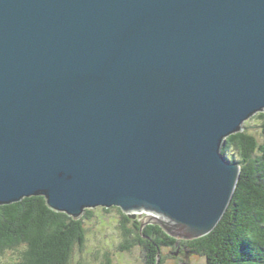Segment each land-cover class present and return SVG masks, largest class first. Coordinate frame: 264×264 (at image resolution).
Here are the masks:
<instances>
[{"label":"water","instance_id":"95a60500","mask_svg":"<svg viewBox=\"0 0 264 264\" xmlns=\"http://www.w3.org/2000/svg\"><path fill=\"white\" fill-rule=\"evenodd\" d=\"M260 113L264 0H0V206L203 238L240 177L225 141Z\"/></svg>","mask_w":264,"mask_h":264},{"label":"trees","instance_id":"16d2710c","mask_svg":"<svg viewBox=\"0 0 264 264\" xmlns=\"http://www.w3.org/2000/svg\"><path fill=\"white\" fill-rule=\"evenodd\" d=\"M258 117L264 120V114ZM222 154L240 165L231 203L209 235L183 242L204 257L206 264H264V141L259 143L244 128L226 139ZM102 210L120 214L121 229L143 247L148 258L145 264H160L161 247L177 241L156 225L141 230L140 222L129 219L119 208ZM93 215L88 209L82 219L74 220L50 210L41 196L0 206V257L8 252L14 254L5 261L0 258V264H69L74 251L83 249L84 221ZM131 248L128 243L121 250Z\"/></svg>","mask_w":264,"mask_h":264},{"label":"rangeland","instance_id":"374dc122","mask_svg":"<svg viewBox=\"0 0 264 264\" xmlns=\"http://www.w3.org/2000/svg\"><path fill=\"white\" fill-rule=\"evenodd\" d=\"M258 115L256 114L247 120L244 128L259 143H262L264 141V120L259 118ZM92 212L94 213L93 217L84 221L86 241L83 249L74 251L69 264H145L143 247L135 243L133 239L125 236L124 231L121 229V216L116 210L105 212L102 208H96L92 209ZM145 217L147 216L143 214L141 219ZM127 226L131 225L128 224ZM128 243H131L132 248L129 251L121 250V247ZM12 256L14 254L8 252L0 258L5 261ZM170 256L171 254L165 251L162 264H176ZM191 264H206V259L201 256L199 259H193Z\"/></svg>","mask_w":264,"mask_h":264},{"label":"flooded vegetation","instance_id":"af4514ba","mask_svg":"<svg viewBox=\"0 0 264 264\" xmlns=\"http://www.w3.org/2000/svg\"><path fill=\"white\" fill-rule=\"evenodd\" d=\"M170 253V258L176 262V264H191L193 259H199L200 255L198 252L190 247L186 242L176 241L172 245H167L161 247L158 255V262L162 264L164 259V252ZM161 255V258H160ZM148 258L145 257V263H147Z\"/></svg>","mask_w":264,"mask_h":264}]
</instances>
